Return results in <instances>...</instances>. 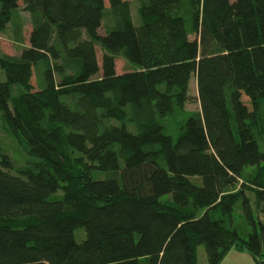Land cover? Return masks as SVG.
<instances>
[{
  "label": "trees",
  "instance_id": "16d2710c",
  "mask_svg": "<svg viewBox=\"0 0 264 264\" xmlns=\"http://www.w3.org/2000/svg\"><path fill=\"white\" fill-rule=\"evenodd\" d=\"M132 1L0 0V31L21 8L39 18L20 56L0 57V113L38 161L21 175L0 161V264H197L199 246L207 264L232 248L264 264L249 199L264 200V0H188L190 24L178 0H149L138 27ZM105 10L120 22L100 35ZM117 56L134 68L118 74ZM192 76L200 113L174 141L156 117L192 102Z\"/></svg>",
  "mask_w": 264,
  "mask_h": 264
},
{
  "label": "rangeland",
  "instance_id": "374dc122",
  "mask_svg": "<svg viewBox=\"0 0 264 264\" xmlns=\"http://www.w3.org/2000/svg\"><path fill=\"white\" fill-rule=\"evenodd\" d=\"M149 0H134L129 4V10L132 22L134 26L138 27L140 25L139 9L148 5ZM170 11L175 16H182L186 19L188 24H190L191 9L188 0H178V2L170 7ZM38 15H31L26 12L23 8L16 11L12 17L10 24L6 27L4 31H0V57L8 58H18L21 52L27 48L28 45V35L33 28V26L38 21ZM120 13L113 10H105L103 13L102 26L99 30L100 35H106L119 26ZM192 37H190L191 39ZM98 58H100V52L98 51ZM40 69H44V65L39 66ZM134 67L129 65L121 56L116 57V71L118 74L130 71ZM4 73L0 70V81L4 82ZM58 78V77H57ZM58 81V79H57ZM22 94V90L18 86H14L11 89V100L10 108H14L16 100ZM188 95L192 99L191 103L185 104L182 108H174L171 115L160 119L156 117L157 122L162 127L164 134L172 137L175 141L177 137L181 134L185 127V123L189 117L197 115L200 113V106L197 102V89L196 81L192 76L189 82ZM66 101V100H64ZM108 125L121 127L124 125L127 130L133 131L134 126L130 120H126L125 123L120 124L114 121H109ZM259 150L264 151V137H257ZM7 161L14 174L21 175L27 171L29 165H35L38 163L30 155V150L27 144L18 136L14 135L9 127L7 126L4 116L0 113V161ZM88 162L83 159L77 153L69 150L67 158V169L74 176H81L85 172V167ZM255 171V168H249L245 171L246 174H251V171ZM90 177L94 180H105L109 174L100 173L92 170L89 172ZM247 177V176H246ZM56 198H61L62 194L58 193ZM170 198L166 197L162 199L163 202L168 201ZM237 209V208H236ZM243 221L235 213L234 222L235 225L240 229L239 232L243 234ZM85 239V232L82 229L77 230L74 233V240L76 243H81ZM196 259L197 264H207L205 250L203 246H199L196 249Z\"/></svg>",
  "mask_w": 264,
  "mask_h": 264
},
{
  "label": "crops",
  "instance_id": "0c3cea01",
  "mask_svg": "<svg viewBox=\"0 0 264 264\" xmlns=\"http://www.w3.org/2000/svg\"><path fill=\"white\" fill-rule=\"evenodd\" d=\"M253 170L251 171V174ZM250 203L253 212L255 213L258 221L264 226V200L261 202L259 206H256L255 198L253 195H249ZM237 216L240 220H242L239 212L237 211ZM243 225V234L242 236H246L249 233V228L245 224L244 220L241 223ZM219 264H257L254 259L245 251H239L237 249L232 248L230 251L226 253L224 258L221 260Z\"/></svg>",
  "mask_w": 264,
  "mask_h": 264
}]
</instances>
